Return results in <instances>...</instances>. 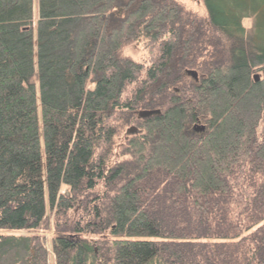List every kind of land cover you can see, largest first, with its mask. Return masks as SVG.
<instances>
[{
	"label": "trees",
	"instance_id": "obj_1",
	"mask_svg": "<svg viewBox=\"0 0 264 264\" xmlns=\"http://www.w3.org/2000/svg\"><path fill=\"white\" fill-rule=\"evenodd\" d=\"M33 3L0 0V264H264V0Z\"/></svg>",
	"mask_w": 264,
	"mask_h": 264
},
{
	"label": "rangeland",
	"instance_id": "obj_2",
	"mask_svg": "<svg viewBox=\"0 0 264 264\" xmlns=\"http://www.w3.org/2000/svg\"><path fill=\"white\" fill-rule=\"evenodd\" d=\"M182 1V5H184V7L188 10H192V11H196V12H202V0H181ZM38 0H34L33 3V14H34V19L35 21L38 19V15H39V9H38ZM244 26L248 29H250L253 26V22L251 20H245L244 22ZM124 55H126L127 57L132 58L134 61L136 62H142L143 58L145 57V54L143 51H141L140 47L137 46L136 47H128L125 51H124ZM256 76V75H255ZM33 83L36 84L37 87V96H38V100H39V85L38 82L33 81ZM38 118L39 121H42V113H41V107L39 104L38 107ZM46 241H48L49 238H47V236L45 237ZM45 241V244H46ZM49 260L50 263L49 264H55L54 262V258L52 255L49 256Z\"/></svg>",
	"mask_w": 264,
	"mask_h": 264
},
{
	"label": "water",
	"instance_id": "obj_3",
	"mask_svg": "<svg viewBox=\"0 0 264 264\" xmlns=\"http://www.w3.org/2000/svg\"><path fill=\"white\" fill-rule=\"evenodd\" d=\"M185 75L191 79H193L195 82H198L199 81V76H198V73L196 71H191V70H188L185 72ZM254 80L255 82H259L260 80V77L258 75H256L254 77ZM160 114V111H144V112H140L139 113V118L140 119H147V118H150L154 115H159ZM204 127H197L195 128V130L197 132H202L204 131ZM135 131V130H134Z\"/></svg>",
	"mask_w": 264,
	"mask_h": 264
},
{
	"label": "flooded vegetation",
	"instance_id": "obj_4",
	"mask_svg": "<svg viewBox=\"0 0 264 264\" xmlns=\"http://www.w3.org/2000/svg\"><path fill=\"white\" fill-rule=\"evenodd\" d=\"M38 9H39V4H38Z\"/></svg>",
	"mask_w": 264,
	"mask_h": 264
}]
</instances>
